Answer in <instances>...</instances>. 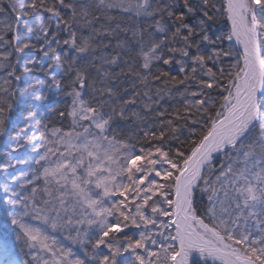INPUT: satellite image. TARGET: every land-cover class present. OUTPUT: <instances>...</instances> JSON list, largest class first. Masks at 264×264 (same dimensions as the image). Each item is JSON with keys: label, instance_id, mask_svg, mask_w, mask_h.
<instances>
[{"label": "snow or ice", "instance_id": "snow-or-ice-1", "mask_svg": "<svg viewBox=\"0 0 264 264\" xmlns=\"http://www.w3.org/2000/svg\"><path fill=\"white\" fill-rule=\"evenodd\" d=\"M0 156V264H264V0H0Z\"/></svg>", "mask_w": 264, "mask_h": 264}, {"label": "trees", "instance_id": "trees-1", "mask_svg": "<svg viewBox=\"0 0 264 264\" xmlns=\"http://www.w3.org/2000/svg\"><path fill=\"white\" fill-rule=\"evenodd\" d=\"M35 78L44 79V76L41 73L34 72L32 74V76L30 77V81H33ZM21 86L23 87V85H21ZM33 86L34 87H38V85H35V84H33ZM3 162H4V159H3L2 156H0V163H3ZM19 167L22 168V169H24V170H26V167L24 165H20Z\"/></svg>", "mask_w": 264, "mask_h": 264}]
</instances>
